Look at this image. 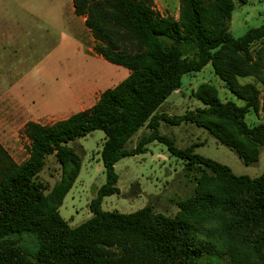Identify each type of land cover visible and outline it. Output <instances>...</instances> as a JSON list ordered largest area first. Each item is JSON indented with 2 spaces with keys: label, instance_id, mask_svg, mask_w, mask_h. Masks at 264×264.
Returning <instances> with one entry per match:
<instances>
[{
  "label": "trees",
  "instance_id": "obj_1",
  "mask_svg": "<svg viewBox=\"0 0 264 264\" xmlns=\"http://www.w3.org/2000/svg\"><path fill=\"white\" fill-rule=\"evenodd\" d=\"M247 1L180 0L175 20L162 16L152 0H71L96 42L93 52L129 75L90 109L50 126L26 124L30 145L23 163L15 164L0 146V264H215L220 258L226 264H264V173L236 176L195 154L199 144L179 149L159 133L160 121L192 124L245 165L257 161L264 121L248 126L245 116L258 112L259 92L237 79L263 75L264 24L238 38L228 26L235 2ZM207 65L243 106L221 102L214 87L203 84L194 94L201 108L179 116L157 113L179 91L183 76ZM143 127L149 133L127 150ZM93 131L104 134L105 184L89 204L91 218L70 228L58 210L81 160L68 143ZM153 142L165 145L186 171L201 173L194 196L178 204L173 218L153 213L150 206L130 214L103 211V199L118 194L114 165L145 154ZM48 157L60 170L51 186L39 179ZM25 233L37 241L34 259L15 239Z\"/></svg>",
  "mask_w": 264,
  "mask_h": 264
},
{
  "label": "rangeland",
  "instance_id": "obj_2",
  "mask_svg": "<svg viewBox=\"0 0 264 264\" xmlns=\"http://www.w3.org/2000/svg\"><path fill=\"white\" fill-rule=\"evenodd\" d=\"M48 1L56 0H0V22L19 24L18 28L0 29V146L17 165L28 159L30 141L25 133L26 124L50 126L61 121V117L53 112L44 115L46 111H43L45 113L38 115L39 112L34 110L36 106L31 101L38 107L57 110L61 107L58 100L66 95L69 87L72 89L79 83L92 85L97 81L104 86L116 83L111 85L113 88L129 75L127 69L100 63L86 52L85 47H92V42L88 39L86 43L87 38L83 39L76 22L69 20L67 0H60L66 22L69 20L65 25H56L58 15L29 14L17 8V2L26 9H31L33 5L41 7ZM152 1L154 8L162 16L178 19L180 0ZM44 19L49 22L55 20V24L46 25ZM263 24L264 0H248L245 5L235 2L228 25L234 38L241 37L249 29ZM257 48L258 46L253 49V53ZM262 66L263 75L260 78L237 79L240 85L252 84L259 92L258 112L250 111L245 116L248 126L264 121V61ZM91 74L94 79L90 78ZM118 78L120 81L117 83ZM203 84L214 87L221 102L232 101L238 106L244 105L227 90L214 74L212 67L207 65L199 73L183 76L179 91L171 94L157 113L179 116L186 111L201 108L202 104L194 94ZM23 99L27 102H23ZM38 116L42 119L36 121ZM148 133V129L141 128L127 142L125 148H135L139 139ZM159 133L172 139L179 149L199 144L194 149L195 154L228 167L236 176L256 178L264 173V146L259 149L257 161L245 165L233 151L219 144L208 132L195 125L187 123L170 126L160 121ZM103 142V132L93 131L68 143V147L81 160L79 175L58 210L59 216L70 228H75L91 218L89 204L105 184L100 157ZM114 172L118 176V194L103 199V211L130 214L150 206L153 213L170 218L179 212L180 202L194 196L201 176L197 171H186L183 162L172 156L166 146L158 142L149 144L145 154L118 161L114 165ZM59 174V166L54 158L48 157L39 179L51 186L59 179ZM15 239L28 256L34 259L38 250L36 239L26 233L15 236ZM215 264H226V259L220 258Z\"/></svg>",
  "mask_w": 264,
  "mask_h": 264
},
{
  "label": "crops",
  "instance_id": "obj_3",
  "mask_svg": "<svg viewBox=\"0 0 264 264\" xmlns=\"http://www.w3.org/2000/svg\"><path fill=\"white\" fill-rule=\"evenodd\" d=\"M67 1L69 3L68 4L69 7L68 15L70 16L69 20H71L72 22H76L78 27L77 30L82 34V36L84 37L83 39L87 38L86 43L88 42V39L90 42H92V47H85L86 52L96 61L100 63H108L101 56L93 52L94 39L92 38L91 34H89V30L84 25V18L76 16L74 13V8L71 0H67ZM17 8L29 14L34 13L36 15L37 13H42L48 15L51 14L55 16L58 15V17H56V25L57 24L65 25L66 23L69 22V20L68 22H66V18L64 17V13H63L64 8L60 0H56L55 2L53 1L45 2L41 7L37 5L35 6L33 5L31 9H26L23 5H19V3L17 2ZM6 23L0 22V29L9 30L10 27H17V28L19 27V24H8V22ZM44 23L46 25H54L55 20L53 22H49L44 19ZM118 72L120 73V71ZM2 76L4 77V74ZM92 76L93 74L90 75V78H92ZM123 76L125 77L126 75ZM94 78L95 77H93L92 79ZM117 80L118 81L116 82L118 83L120 81V78H118ZM114 84L116 83H111L110 85L104 86L102 85V83H98L97 81H95L92 83V85L79 83L78 85L72 87V89H70L69 87V90L66 93V95L61 100H58V102L61 103V107L57 109L58 111L56 109L38 107L37 105H35L34 101L33 102L31 101V104L33 106H36L34 110L39 112L38 115H42V113H45L43 111H46L44 115H50L51 112H53L54 115L61 117L60 118L61 120H65L76 113L90 109L92 106L96 104L100 95L105 90L111 88V85ZM22 101L27 102L26 99H23ZM36 118H37L36 121L42 119L41 116H38Z\"/></svg>",
  "mask_w": 264,
  "mask_h": 264
}]
</instances>
